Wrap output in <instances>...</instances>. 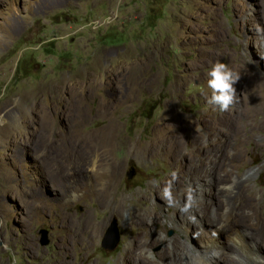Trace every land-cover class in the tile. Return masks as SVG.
I'll return each mask as SVG.
<instances>
[{
	"label": "rangeland",
	"instance_id": "1",
	"mask_svg": "<svg viewBox=\"0 0 264 264\" xmlns=\"http://www.w3.org/2000/svg\"><path fill=\"white\" fill-rule=\"evenodd\" d=\"M0 264H264V0H0Z\"/></svg>",
	"mask_w": 264,
	"mask_h": 264
},
{
	"label": "clouds",
	"instance_id": "2",
	"mask_svg": "<svg viewBox=\"0 0 264 264\" xmlns=\"http://www.w3.org/2000/svg\"><path fill=\"white\" fill-rule=\"evenodd\" d=\"M207 75V85L212 91L208 104L218 107L222 112L227 111L236 100V88L234 85L240 79L239 74L234 73L226 63L217 61L211 66ZM162 196L169 205L175 204L170 185L163 189ZM183 210L186 211L187 206Z\"/></svg>",
	"mask_w": 264,
	"mask_h": 264
},
{
	"label": "bare ground",
	"instance_id": "3",
	"mask_svg": "<svg viewBox=\"0 0 264 264\" xmlns=\"http://www.w3.org/2000/svg\"><path fill=\"white\" fill-rule=\"evenodd\" d=\"M93 168H94V166H93ZM226 207L228 209V206H226ZM224 217L226 219L229 218V216L225 213H224ZM220 220H222V218H220ZM186 224H187V222H184V223L180 224L179 227L184 228V231L186 232V234L189 237L191 235H195L198 237V239L201 241L200 246L202 248L199 247L198 249L196 248L193 251H195L196 253H198L202 256L206 255V254H210L213 250L215 251L217 249L227 248V245L220 241L219 235H220L221 231L226 233V234L228 233V237H229L230 241H239L240 243H247V236L245 235L244 231H242L241 229H236L235 227H232V226H229V227L228 226H225V227L217 226L215 228H212L209 231H201L198 228H194L193 229L194 231L191 233L190 225L189 224L186 225ZM95 231L97 232L98 230L96 229ZM257 256L259 257V255H257ZM209 259H210V257H209ZM206 260H205V262H206Z\"/></svg>",
	"mask_w": 264,
	"mask_h": 264
},
{
	"label": "water",
	"instance_id": "4",
	"mask_svg": "<svg viewBox=\"0 0 264 264\" xmlns=\"http://www.w3.org/2000/svg\"><path fill=\"white\" fill-rule=\"evenodd\" d=\"M134 172H135V170L130 172L128 174V176L132 177ZM40 233L42 235L41 243L43 245H47L50 242V239H49V236H48V233H49L48 230L47 229H41ZM120 238H121V235H120V229H119L118 220L116 218H114L112 223L108 227L106 234L103 237L102 246L104 248L113 249L119 243Z\"/></svg>",
	"mask_w": 264,
	"mask_h": 264
},
{
	"label": "flooded vegetation",
	"instance_id": "5",
	"mask_svg": "<svg viewBox=\"0 0 264 264\" xmlns=\"http://www.w3.org/2000/svg\"><path fill=\"white\" fill-rule=\"evenodd\" d=\"M27 140H32L33 143H35L36 141H38V136L34 137L33 135H31V133H29V130H28V133H27ZM29 150V149H28ZM44 178H46V176L43 175Z\"/></svg>",
	"mask_w": 264,
	"mask_h": 264
}]
</instances>
